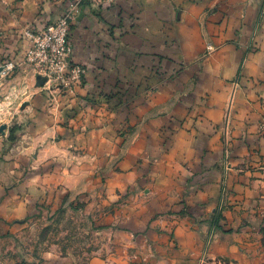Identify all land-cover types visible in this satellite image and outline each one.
Segmentation results:
<instances>
[{
	"label": "crops",
	"instance_id": "0c3cea01",
	"mask_svg": "<svg viewBox=\"0 0 264 264\" xmlns=\"http://www.w3.org/2000/svg\"><path fill=\"white\" fill-rule=\"evenodd\" d=\"M71 1L0 0V66L22 61L31 45L26 32L57 22ZM81 8L70 31L74 63L85 67L88 86L122 74L133 82L134 95L146 98L129 145L146 159L161 154L143 174L160 189L134 215L148 223L145 209L154 201L183 202L200 222L190 229L178 221L185 248L198 253L213 233L216 255L264 264V0H119ZM30 74L24 64L0 84L1 243L17 239L52 192L43 182H21L14 165L55 157V135L67 133L56 123L49 85L38 87ZM92 127L89 143L102 142L104 131ZM20 252L0 249V264Z\"/></svg>",
	"mask_w": 264,
	"mask_h": 264
},
{
	"label": "rangeland",
	"instance_id": "374dc122",
	"mask_svg": "<svg viewBox=\"0 0 264 264\" xmlns=\"http://www.w3.org/2000/svg\"><path fill=\"white\" fill-rule=\"evenodd\" d=\"M84 3L96 8L106 5L101 0H73L58 21L75 7L69 20L71 31V25L81 17ZM68 61L72 68L79 67L81 73L69 70L48 79L29 64H22L29 68L38 87L49 85L45 92L52 93L57 107L56 123L67 133L58 130L55 135V157L49 159L50 153L44 158L28 156L14 165L23 173L21 182H43L51 186L52 192L41 204L42 213L25 223L17 239L0 242V249L19 247L24 253L20 252L19 257L7 256L2 261L54 264L46 258L49 254L65 264H239L231 255H216L211 249L213 233L198 253L193 252L199 249L189 251L184 247L178 233L184 225L178 221L186 220L190 229L199 227L200 222L195 221L192 208L183 202L174 207L154 201L152 208L145 209L148 223L143 222L144 216L138 219L134 215V210L144 208V197H151L154 190L160 189L150 175L143 174L156 160H161V154L155 160L146 159L136 154L137 144L133 148L129 145L130 136L144 116L143 109L140 112L137 109L145 104L146 97L134 95V84L124 74L117 79L95 80L88 86L91 82L86 80V69L74 63L72 51ZM16 71L7 77L0 76V84ZM38 77L47 81L43 83ZM139 87L144 89V85ZM97 125L104 131V140L91 144L92 126ZM65 135L75 137L74 141L60 143ZM11 137L14 138L13 131L10 140ZM224 197L222 192L221 198ZM222 199L218 212L223 206ZM253 258L250 255L249 259Z\"/></svg>",
	"mask_w": 264,
	"mask_h": 264
},
{
	"label": "built area",
	"instance_id": "2783aa9c",
	"mask_svg": "<svg viewBox=\"0 0 264 264\" xmlns=\"http://www.w3.org/2000/svg\"><path fill=\"white\" fill-rule=\"evenodd\" d=\"M106 5H113L118 0H101ZM74 6V5H72ZM77 7V5H75ZM75 7L69 10L55 25L48 26L41 31L29 30L26 37L31 45L25 54L24 60H11L0 66V76H9L23 63H27L34 69L44 74L48 79L60 77L64 71L74 70L80 74L81 69L72 68L68 61L71 54L70 19L75 14Z\"/></svg>",
	"mask_w": 264,
	"mask_h": 264
},
{
	"label": "water",
	"instance_id": "95a60500",
	"mask_svg": "<svg viewBox=\"0 0 264 264\" xmlns=\"http://www.w3.org/2000/svg\"><path fill=\"white\" fill-rule=\"evenodd\" d=\"M38 79H41V80L43 81V83L47 81V79H45V78L42 79L41 77H38ZM4 130H5V127H2V128L0 129V133H1V132H4Z\"/></svg>",
	"mask_w": 264,
	"mask_h": 264
},
{
	"label": "trees",
	"instance_id": "16d2710c",
	"mask_svg": "<svg viewBox=\"0 0 264 264\" xmlns=\"http://www.w3.org/2000/svg\"><path fill=\"white\" fill-rule=\"evenodd\" d=\"M11 140H14V138H13V137H11Z\"/></svg>",
	"mask_w": 264,
	"mask_h": 264
}]
</instances>
